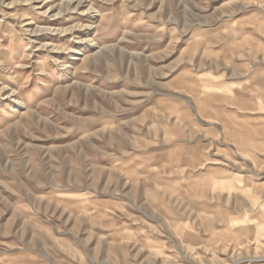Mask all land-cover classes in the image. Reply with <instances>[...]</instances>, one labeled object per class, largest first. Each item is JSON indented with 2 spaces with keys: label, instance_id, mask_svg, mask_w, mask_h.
<instances>
[{
  "label": "rangeland",
  "instance_id": "obj_1",
  "mask_svg": "<svg viewBox=\"0 0 264 264\" xmlns=\"http://www.w3.org/2000/svg\"><path fill=\"white\" fill-rule=\"evenodd\" d=\"M0 264H264V0H0Z\"/></svg>",
  "mask_w": 264,
  "mask_h": 264
},
{
  "label": "bare ground",
  "instance_id": "obj_2",
  "mask_svg": "<svg viewBox=\"0 0 264 264\" xmlns=\"http://www.w3.org/2000/svg\"><path fill=\"white\" fill-rule=\"evenodd\" d=\"M61 10V9H60ZM46 28V27H45ZM39 29V28H38ZM33 30V29H32ZM35 30V29H34ZM41 30V29H40ZM40 32V31H39ZM32 34V33H31ZM84 40V39H83ZM88 40V39H87ZM93 40V39H92ZM91 44V43H90Z\"/></svg>",
  "mask_w": 264,
  "mask_h": 264
}]
</instances>
